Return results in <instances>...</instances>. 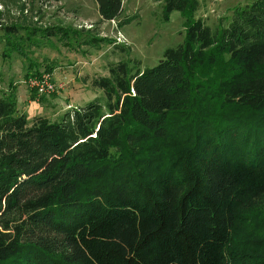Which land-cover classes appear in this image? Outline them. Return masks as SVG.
Returning <instances> with one entry per match:
<instances>
[{"label": "trees", "instance_id": "obj_1", "mask_svg": "<svg viewBox=\"0 0 264 264\" xmlns=\"http://www.w3.org/2000/svg\"><path fill=\"white\" fill-rule=\"evenodd\" d=\"M96 1L120 20L123 0ZM163 1L185 41L111 64L105 98L58 120H31L0 72V264H264V0L216 26Z\"/></svg>", "mask_w": 264, "mask_h": 264}, {"label": "rangeland", "instance_id": "obj_2", "mask_svg": "<svg viewBox=\"0 0 264 264\" xmlns=\"http://www.w3.org/2000/svg\"><path fill=\"white\" fill-rule=\"evenodd\" d=\"M210 12L213 16L201 17L216 26L220 18L214 8ZM196 16L200 17L199 10ZM126 18L129 21L120 22ZM120 20H103L96 0H0L3 87L7 89L12 82L19 108L31 120L36 116L58 120L70 110L105 98L103 89L93 81L108 76L111 64L137 59L144 70L161 62L167 49L185 41L182 12L175 10L165 17L163 0H123ZM9 26H17V32H9ZM35 26L61 27L68 30V36L61 32L50 37L41 33L32 36L28 29ZM30 37L33 44L28 43ZM29 68L33 69L29 73L38 70L40 74L26 77ZM43 78L58 84L59 89L39 95L41 83L34 79ZM248 228L250 236L264 238L256 219Z\"/></svg>", "mask_w": 264, "mask_h": 264}, {"label": "crops", "instance_id": "obj_3", "mask_svg": "<svg viewBox=\"0 0 264 264\" xmlns=\"http://www.w3.org/2000/svg\"><path fill=\"white\" fill-rule=\"evenodd\" d=\"M250 0H199L200 2V17L205 14L209 16H213L210 12L211 8H214L217 11V16L219 18L224 16H230L233 13L235 7L245 4ZM208 23V21H207Z\"/></svg>", "mask_w": 264, "mask_h": 264}, {"label": "built area", "instance_id": "obj_4", "mask_svg": "<svg viewBox=\"0 0 264 264\" xmlns=\"http://www.w3.org/2000/svg\"><path fill=\"white\" fill-rule=\"evenodd\" d=\"M35 80V82L38 84V83H41V86L40 87H38V94L39 95H42V94H49V93H52V92H54V91H56V90H58L59 89V85L58 84H56L55 82H51V83H49L48 81H45L44 80V78H43V80L42 81H39V80H37V79H34ZM44 82H45V84H44ZM31 83H32V81H31ZM54 83V84H53ZM33 84V83H32ZM57 87H58V89H57Z\"/></svg>", "mask_w": 264, "mask_h": 264}]
</instances>
